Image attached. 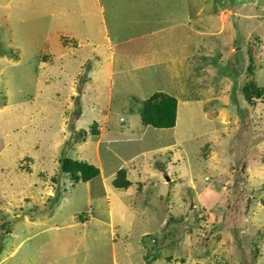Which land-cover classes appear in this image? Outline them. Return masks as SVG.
Masks as SVG:
<instances>
[{
	"label": "rangeland",
	"instance_id": "374dc122",
	"mask_svg": "<svg viewBox=\"0 0 264 264\" xmlns=\"http://www.w3.org/2000/svg\"><path fill=\"white\" fill-rule=\"evenodd\" d=\"M160 92L179 119L148 150ZM99 135L141 138L100 143L116 200L60 169ZM263 210L264 0H0V264H264Z\"/></svg>",
	"mask_w": 264,
	"mask_h": 264
},
{
	"label": "trees",
	"instance_id": "16d2710c",
	"mask_svg": "<svg viewBox=\"0 0 264 264\" xmlns=\"http://www.w3.org/2000/svg\"><path fill=\"white\" fill-rule=\"evenodd\" d=\"M207 1L208 0H206V2ZM222 8H225V5ZM216 13H217V10L214 11L213 18L216 16ZM240 14L245 16L242 13V11H240ZM240 17H242V16H239V15L237 16L238 19ZM243 19L248 20L249 18L246 16V18H243ZM259 28L260 27H256L255 29H259ZM144 103H145L146 107L143 108L142 117L144 119L145 125H151L153 127L161 128V129H170V128H173L175 126L176 109H178V105H177V101L173 97L168 96L167 94L162 93V92L154 93L153 95H151L150 98L146 99L144 101ZM246 119H248L247 116H246ZM242 126H243V128L245 127L244 124H242ZM240 130H242V129L239 128L237 132H239ZM240 132L235 134L232 139L227 140L228 143H231V142L233 144L237 143V141H238L237 138L239 137ZM249 140H251V139H249ZM224 143L225 142H223L221 145H223ZM248 143H250V142L246 141V145H248ZM227 144H225L221 150H220L221 146L219 148L217 146L218 157L220 159L228 157V155L226 154L227 152L225 151V147ZM62 161H63V163L60 162L61 163L60 164L61 172L65 171L67 173V175L70 176V179L74 183L75 182L84 183V182H87L90 179L94 178L96 175H98V169H96L95 167H93L92 165H90L88 163L75 161V160H72L70 158L64 159ZM224 167L226 168V166H224ZM118 175L120 177H123V175L125 176L123 170H121L118 173ZM117 183H118V181H115V185H117ZM233 183H236L235 186L237 189V185H238L237 182L233 181ZM215 200L216 199L207 200L205 208H208ZM245 208L246 207H244V209ZM244 209H243V211H244ZM263 212H264V210H263ZM261 213H262V210H261ZM242 214H243V212H242ZM238 220H240L242 223H244L245 217H242V215H241V217ZM260 220L262 222L261 228L258 229L255 227H251V229L253 230V234L250 237L251 240H254V239L264 235V219L261 218ZM239 229L244 230L245 227H239ZM234 235H236V232H234ZM185 261L186 260H181V264H185ZM189 264H191V263H189Z\"/></svg>",
	"mask_w": 264,
	"mask_h": 264
},
{
	"label": "crops",
	"instance_id": "0c3cea01",
	"mask_svg": "<svg viewBox=\"0 0 264 264\" xmlns=\"http://www.w3.org/2000/svg\"><path fill=\"white\" fill-rule=\"evenodd\" d=\"M98 6L99 8L102 10L103 9V6L100 4V1L98 2ZM48 103H55V99L53 98V100L51 102H48ZM62 109V107H61ZM50 111V110H49ZM82 115V114H81ZM81 117V116H80ZM80 117H76V120L74 121L73 123V131L76 135L75 139L73 141H71L70 143L72 142H77V148L76 149H85V144H86V137H81L78 133H77V130L75 128L78 129V127L76 126V123H78V119ZM61 118H65L67 121L66 123L68 124V114L65 113L62 109L61 111ZM177 118L179 119V111L178 109H176V118H175V126L173 128H170V129H161V128H156V127H153V128H148V129H143L142 133L145 134V140L146 142L148 143L147 147H145V149H148L152 146V145H158V144H162L164 146H170L171 145V138L170 137H174V130L176 129V120ZM69 127V125H68ZM149 129H152L151 131ZM102 130L98 131V132H101ZM150 131V132H149ZM153 131V132H152ZM149 133V134H148ZM80 134H83V132H81ZM133 135V133H132ZM121 136H124V132L121 133ZM126 136V135H125ZM164 137H168L167 139H163ZM63 141L66 139L67 140V128H66V131H64L62 128L60 130V134L57 138L53 139V141L55 143H59L60 140ZM52 140V139H51ZM63 143V142H62ZM100 143H105V144H109V143H122L123 145H125L126 147L129 148V145H134V144H139L141 143V138H139V140L135 143H132L130 138L128 136L126 137H119V138H114V139H108L106 141H103L102 140V136L99 135L98 136V140L94 143V154H95V157H96V162L93 163V165L91 163H88L90 165H92L93 167H95L96 169H98V175H96L94 178L90 179L89 181H87L88 183L90 181H97L99 180V183L102 187V189L104 190V193L103 194H107V193H110L112 195V197L114 198V200L117 199V196L115 195V193H113V191L110 189L109 186H107L106 184H104V180L105 179H108V178H111L113 176H116L117 177L119 176L118 175V172L120 170H123L124 171V174L126 175V170L122 168L123 164L125 163H117V164H114L112 165V167H109V168H106L105 167V162H106V159H102V157L100 156ZM151 150V149H150ZM87 157V156H85ZM109 162L111 163H115L116 159H117V156L115 155L114 158H109ZM86 160V159H85ZM81 162H85L87 163V160L84 161L82 159ZM168 177L169 178V181H167L165 179V177ZM166 176L164 177V179L161 181V178L159 175H154L152 177H156V180H151V184L152 185H156V187H161V183L164 185V187L170 185L172 183V178L170 176H168V173H166ZM125 177V176H124ZM115 180V179H114ZM113 180V181H114ZM87 182H84V183H87ZM82 183V184H84ZM127 184L131 185L132 182H129L127 181ZM150 192L153 191V189L149 190ZM119 201V200H118ZM115 202V201H114ZM132 202H133V199H132ZM89 204H83V206H86V208L90 209ZM133 204L131 203L130 206H132ZM108 213L110 214V211L112 209V206L111 204L108 206Z\"/></svg>",
	"mask_w": 264,
	"mask_h": 264
},
{
	"label": "clouds",
	"instance_id": "9594fccd",
	"mask_svg": "<svg viewBox=\"0 0 264 264\" xmlns=\"http://www.w3.org/2000/svg\"><path fill=\"white\" fill-rule=\"evenodd\" d=\"M260 213H261V212H260ZM260 221H261V220H260ZM261 227H262V225H261ZM261 227H260V228H261ZM258 229H259V228H258Z\"/></svg>",
	"mask_w": 264,
	"mask_h": 264
},
{
	"label": "water",
	"instance_id": "95a60500",
	"mask_svg": "<svg viewBox=\"0 0 264 264\" xmlns=\"http://www.w3.org/2000/svg\"><path fill=\"white\" fill-rule=\"evenodd\" d=\"M167 181H168V178H167Z\"/></svg>",
	"mask_w": 264,
	"mask_h": 264
}]
</instances>
